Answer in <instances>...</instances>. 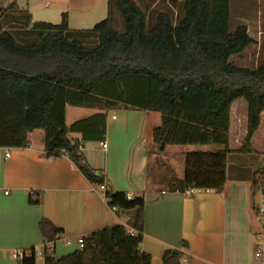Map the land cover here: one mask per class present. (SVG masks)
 <instances>
[{
    "label": "trees",
    "instance_id": "16d2710c",
    "mask_svg": "<svg viewBox=\"0 0 264 264\" xmlns=\"http://www.w3.org/2000/svg\"><path fill=\"white\" fill-rule=\"evenodd\" d=\"M109 1L124 22L123 33L110 18L92 30L73 32L64 14L60 25L33 24L30 33L37 42L23 45L0 27V148H26L29 133L43 130L48 158L66 156L89 183L105 185V176L89 167L82 148L105 142L106 115L67 127L66 108L122 106L161 115V126L153 131L159 152L169 145L224 147L222 152L187 153L184 178L173 185L181 193L222 191L228 181L232 105L240 99L248 104L247 135L239 154L251 153L264 113V65L253 70L231 62L255 40L245 26L231 30V0H184V16L176 25L162 13L151 29L134 1ZM6 11L0 9V17ZM81 37L96 43L89 47ZM70 133L81 140L71 141ZM231 171L236 180L253 182L257 175ZM105 195L111 208L136 211V232L124 226L103 229L84 238V248L56 259L53 244L62 232L44 221V264H151V256L140 249L145 200H129L121 192ZM28 252L20 264H36V250ZM182 257L167 251L163 264H182Z\"/></svg>",
    "mask_w": 264,
    "mask_h": 264
},
{
    "label": "crops",
    "instance_id": "0c3cea01",
    "mask_svg": "<svg viewBox=\"0 0 264 264\" xmlns=\"http://www.w3.org/2000/svg\"><path fill=\"white\" fill-rule=\"evenodd\" d=\"M43 6L54 7L53 22H62L65 14L73 32L89 31L107 17L118 32L124 28L109 0H53L52 4L21 0L1 15L0 27L23 45L35 44L37 39L30 32L37 23V10ZM247 26L248 34L260 41L262 30L253 33ZM99 113L106 115L105 142L85 143L83 156L89 167L105 176L107 191L145 200L140 249L151 256V264H163L167 251L180 252L182 264H264V249L263 256H257L259 242L264 239V218L257 214V193L251 180H236L233 172L222 191L201 190L186 197L173 189L177 178L166 174L176 169L177 159L185 163L187 153L222 152L224 147L169 145L159 152L153 131L161 126V115L122 106L108 110L68 106L66 126ZM247 125L248 104H233L228 160L241 155L237 152L243 146ZM69 138L76 142L81 135L70 133ZM28 142L26 148H0V264H20L13 258L15 251L34 248L44 253V221L62 232L53 244L56 259L77 251L81 240L103 229L124 226L130 233L136 232V211L111 208L105 194L89 183L68 157H47L43 130L29 133ZM102 143L107 144L106 150ZM250 149V154L264 155V113ZM153 155L163 156V166L151 169ZM164 157L171 159L165 161ZM232 167L256 172L227 164L228 171ZM74 244L78 246L69 251ZM39 261L44 264V256L37 258L36 264Z\"/></svg>",
    "mask_w": 264,
    "mask_h": 264
},
{
    "label": "rangeland",
    "instance_id": "374dc122",
    "mask_svg": "<svg viewBox=\"0 0 264 264\" xmlns=\"http://www.w3.org/2000/svg\"><path fill=\"white\" fill-rule=\"evenodd\" d=\"M49 3H53V0H46ZM141 10L147 16L148 28L151 29L156 22V18L159 14H168L171 16L174 25H176L184 16V0H134ZM53 6L48 8L43 6L39 8L36 12L37 22L50 23L53 25H60L61 20H56L53 17ZM117 16H120L116 7H114ZM108 19V17H107ZM122 20V18H121ZM58 21V22H57ZM123 22V20H122ZM124 24V22H123ZM247 26L251 29L253 33L262 32L264 33V0H231V30L234 31L239 26ZM93 29V28H92ZM91 29V30H92ZM257 30V31H256ZM124 32L123 31L121 33ZM83 43L91 47L95 45L96 41L90 38L81 37ZM233 62L238 67L257 69L264 65V34L262 39L257 41L255 44L247 48L242 54L234 56L231 58ZM234 104H247L244 99L236 101ZM239 111V110H237ZM160 117V115L158 114ZM71 119V118H70ZM70 121V120H69ZM70 123V122H69ZM239 125V124H238ZM260 138V135H259ZM244 144V142H243ZM165 158V161L169 160L170 157ZM176 169L172 171H167L168 177H176L178 181L183 180L185 174V163L177 159ZM228 163L232 166L246 167L250 168L252 171H256L254 193H257L254 199V203L257 209V214L260 215V209L264 206L263 199V189H264V155L262 154H241L231 157ZM160 164L163 166V156L157 158L156 156H151V169L159 168ZM168 167V166H167ZM169 168V167H168ZM167 168V169H168ZM233 168V167H232ZM171 169V168H170ZM233 171L229 170L228 175H231ZM78 245L74 244L72 248L69 249L74 251ZM42 257H38L41 259ZM41 264V262L39 261Z\"/></svg>",
    "mask_w": 264,
    "mask_h": 264
},
{
    "label": "built area",
    "instance_id": "2783aa9c",
    "mask_svg": "<svg viewBox=\"0 0 264 264\" xmlns=\"http://www.w3.org/2000/svg\"><path fill=\"white\" fill-rule=\"evenodd\" d=\"M19 1H21V0H0V9L3 10V11H6L11 6L17 4ZM47 5H48V3H47ZM102 147H103L104 150H106L107 149V144L106 143H102ZM6 156L9 157L10 154L7 153ZM97 190L103 192L104 194H106V192H107V189H106V186L105 185H101V186L97 185ZM174 191H176L177 193H181L177 189H175ZM200 191L201 190H198V189H187L185 192H182L181 194L184 195V196H186V197H190V196H192L195 193L200 192ZM33 194H35V193L34 192H31V195H33ZM105 198H106V195H105ZM128 199L129 200H132L133 197L132 196H129ZM260 215H261L262 218H264V206H263V208L260 209ZM79 248L80 249L84 248V242H83V240L80 241ZM263 249H264V239L259 242V250H258V253H257V256L259 258H261L263 256ZM29 256L30 255H29V252L28 251H15L13 253V258L15 260L19 261V262H21L24 258L29 257ZM42 256H44V253L36 252V258L42 257Z\"/></svg>",
    "mask_w": 264,
    "mask_h": 264
}]
</instances>
